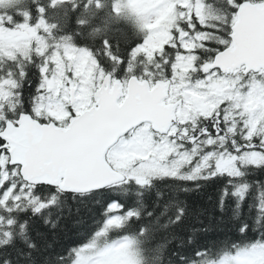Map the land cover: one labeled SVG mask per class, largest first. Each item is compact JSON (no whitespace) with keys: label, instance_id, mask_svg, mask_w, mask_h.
Here are the masks:
<instances>
[{"label":"snow or ice","instance_id":"1","mask_svg":"<svg viewBox=\"0 0 264 264\" xmlns=\"http://www.w3.org/2000/svg\"><path fill=\"white\" fill-rule=\"evenodd\" d=\"M0 264H264V0H0Z\"/></svg>","mask_w":264,"mask_h":264}]
</instances>
